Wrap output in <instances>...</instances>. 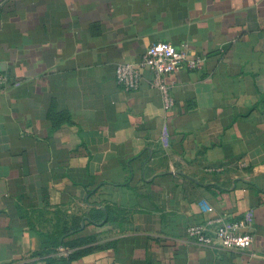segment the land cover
Listing matches in <instances>:
<instances>
[{"label":"crops","instance_id":"crops-1","mask_svg":"<svg viewBox=\"0 0 264 264\" xmlns=\"http://www.w3.org/2000/svg\"><path fill=\"white\" fill-rule=\"evenodd\" d=\"M160 41L205 58L170 109L116 79ZM0 71V264H264V0H0Z\"/></svg>","mask_w":264,"mask_h":264},{"label":"built area","instance_id":"built-area-1","mask_svg":"<svg viewBox=\"0 0 264 264\" xmlns=\"http://www.w3.org/2000/svg\"><path fill=\"white\" fill-rule=\"evenodd\" d=\"M204 62V57L190 55L185 46L160 41L149 46L139 61L118 64L116 79L125 90L135 91L141 86L144 72L149 70L153 75L151 86L160 91L164 108L170 109L175 104L172 93L173 76L184 69H202ZM7 83V76L0 71V86ZM217 170L221 171L223 168L219 167ZM199 206L204 212L213 210L205 202H200ZM250 226L251 218L248 215L238 219L218 216L190 225L187 228V236L201 246L240 252L252 246L253 235L249 231Z\"/></svg>","mask_w":264,"mask_h":264}]
</instances>
